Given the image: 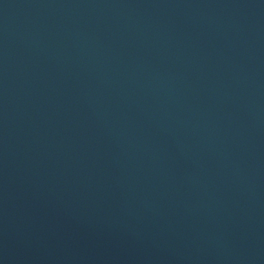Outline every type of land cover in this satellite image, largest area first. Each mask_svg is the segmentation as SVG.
Returning <instances> with one entry per match:
<instances>
[{
	"label": "water",
	"instance_id": "1",
	"mask_svg": "<svg viewBox=\"0 0 264 264\" xmlns=\"http://www.w3.org/2000/svg\"><path fill=\"white\" fill-rule=\"evenodd\" d=\"M0 264H264V0H0Z\"/></svg>",
	"mask_w": 264,
	"mask_h": 264
}]
</instances>
